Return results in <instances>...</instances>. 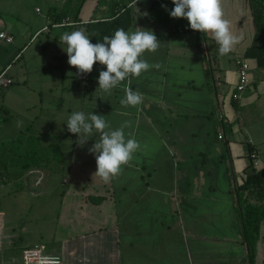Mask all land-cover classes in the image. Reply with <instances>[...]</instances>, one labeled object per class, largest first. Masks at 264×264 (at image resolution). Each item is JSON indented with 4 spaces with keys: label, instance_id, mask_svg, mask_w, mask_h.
<instances>
[{
    "label": "crops",
    "instance_id": "crops-1",
    "mask_svg": "<svg viewBox=\"0 0 264 264\" xmlns=\"http://www.w3.org/2000/svg\"><path fill=\"white\" fill-rule=\"evenodd\" d=\"M42 5L45 20L37 5L31 16L16 20L7 5H0V31L12 38L0 44V72L7 70L13 80L0 91L6 115L42 110L44 75L72 78L73 67H61L67 53L57 45L65 32L83 29L91 41L103 25L124 17L126 32L137 27L154 32L158 49L140 58L159 68L142 72L130 84L122 81L108 94L97 90L99 74L106 70L97 62L91 73H78L83 89L56 90L44 124L57 132L40 133L69 142L67 152L59 149L68 156L65 163L56 164L51 156L54 168L64 172V190L53 233L33 246L61 264H264V221L250 259L233 187L252 166V152L258 162L252 168L264 167V71L244 56L255 31L249 0H220L223 18L238 39L226 55L219 54L210 33L170 16L172 0H43ZM58 14L64 15L60 23L54 21ZM61 23L66 25L56 26ZM241 58L249 65V84L233 100ZM127 87L143 95L140 105L120 104ZM74 112L102 115L112 130L131 124L125 137H134L140 148L107 183L93 176L97 163L89 148L98 135L81 147L67 130ZM35 180L37 188L43 177L39 185Z\"/></svg>",
    "mask_w": 264,
    "mask_h": 264
},
{
    "label": "clouds",
    "instance_id": "clouds-1",
    "mask_svg": "<svg viewBox=\"0 0 264 264\" xmlns=\"http://www.w3.org/2000/svg\"><path fill=\"white\" fill-rule=\"evenodd\" d=\"M175 5L170 11L173 18H185L190 28L204 34L210 33L219 46V54H228L238 42L237 37L230 31L229 22L223 18L220 0H172ZM166 8V5H164ZM136 28L134 32H126L123 28L115 31L111 37L104 36L103 42L91 43L80 29L71 33H63L59 39L65 45L64 51L68 55V64L78 69L81 75L93 71L95 63L106 66L99 74L97 90L111 93V90L122 81L138 78L142 72L159 65H150L140 57L146 52H155L159 41L154 32ZM96 90V91H97ZM143 101L139 91L131 87L125 88V97L120 100L123 107H136ZM67 130L77 135V143L83 147L94 135L98 139L89 148V153L95 154L97 171L93 176L102 178L104 182L116 176L122 165H126L140 145L134 137H125L124 129L131 126L125 121L120 128L112 130L102 115L74 112L66 121ZM131 136V134H129Z\"/></svg>",
    "mask_w": 264,
    "mask_h": 264
},
{
    "label": "rangeland",
    "instance_id": "rangeland-1",
    "mask_svg": "<svg viewBox=\"0 0 264 264\" xmlns=\"http://www.w3.org/2000/svg\"><path fill=\"white\" fill-rule=\"evenodd\" d=\"M42 4L43 0L41 2L39 0H0L1 7L7 5L6 8H8L10 14L14 15L15 20L22 16L28 17L27 14L31 16L34 13L35 5L40 9L44 18L46 8ZM35 16L38 15L36 14ZM7 17L9 15L3 18L8 19ZM57 45L64 50L63 46L65 45L60 43H57ZM65 57L67 61L62 64V69L70 67L68 56L65 55ZM77 70V68L73 67L72 78L64 77L62 80L56 75L50 79L49 75H44L45 78L41 79V85L38 82L40 85L39 89H41L40 97L43 101L40 112L39 106L35 111L32 109L30 112L20 111L15 115H12V113L6 115L3 110H0V158L2 160L6 159L5 155L10 152L11 142H15L17 139L26 142L29 137L36 138V132L41 136L40 148L46 147L47 149L43 152L40 166L43 170L40 171V174L27 173L21 178H17L15 176L18 173L17 166L22 162H13L12 168H0V211L2 213L3 233L5 236L0 251V263L18 264L23 247H30L33 243L46 242L47 237L53 233L52 221L59 211L62 199L61 193L64 190V185L62 184L64 172H62L61 167L59 170L54 168L55 165L52 163L51 156L56 160V164L65 163L68 159L66 152L69 150L70 145L68 141H63L57 137L53 139L51 134L47 139L46 135L40 132H51L52 134L57 132L54 129L52 130L51 124H48V126L44 124L45 121H48L45 111H48L46 109L56 100V90L61 87L69 88L70 85H72L73 89L84 88V82L78 77ZM49 89H53L52 95ZM37 116L38 118L35 119ZM5 117L7 118L5 119ZM48 142L49 144H46ZM61 142L63 143L62 145ZM60 148L67 150L66 152L62 151L65 154H60ZM7 159L8 163H11L9 160L10 155ZM40 176L43 177L41 186L34 188L32 183L36 177Z\"/></svg>",
    "mask_w": 264,
    "mask_h": 264
},
{
    "label": "trees",
    "instance_id": "trees-1",
    "mask_svg": "<svg viewBox=\"0 0 264 264\" xmlns=\"http://www.w3.org/2000/svg\"><path fill=\"white\" fill-rule=\"evenodd\" d=\"M249 6L255 31L252 43L245 51L244 56L246 59L254 60L256 67L264 71V0H249ZM122 18L124 17L103 25L102 32L91 37V43L103 42L104 36L111 37L120 28L126 30L129 23H122ZM62 19H64V15L61 14L54 17L56 23H60ZM9 151L5 155L6 159L2 160L0 158V168H12L13 162H22L17 166L18 173L15 174L17 178H21L26 172L34 168H40L44 150L40 148L38 138L29 137L25 143L21 139H17L15 142H11ZM9 155L11 163L7 161ZM246 169L248 171L244 172L241 184L234 189V195L236 203L239 207H242L243 214L239 212V219L242 226L243 240L249 249V258L251 259L260 224L264 221V206L252 204V202H264V167L254 170L250 165ZM30 247H33V245ZM30 247H24L21 251L23 252Z\"/></svg>",
    "mask_w": 264,
    "mask_h": 264
},
{
    "label": "built area",
    "instance_id": "built-area-1",
    "mask_svg": "<svg viewBox=\"0 0 264 264\" xmlns=\"http://www.w3.org/2000/svg\"><path fill=\"white\" fill-rule=\"evenodd\" d=\"M38 11V10H37ZM65 23H61L59 26H64ZM12 42V38L8 36L5 32L0 31V44L6 43L10 44ZM7 70H4L0 72V91L5 90L9 86L13 84V80L11 77H9L6 74ZM249 84V65L245 61V59L241 58L238 61V83L235 87V93L233 94L232 98L233 100H237L248 87ZM219 140H223V134L220 133L218 135ZM253 163L252 166L254 168L257 167V154L252 152L250 155ZM42 180V177H38L35 181V185H39ZM234 189L237 188V184L234 183L233 185ZM5 239L4 233H3V219H2V213L0 211V251L2 248L3 240ZM21 264H61L59 260H55L52 257L48 256L44 249L41 246H33L30 248L25 249L21 253Z\"/></svg>",
    "mask_w": 264,
    "mask_h": 264
}]
</instances>
